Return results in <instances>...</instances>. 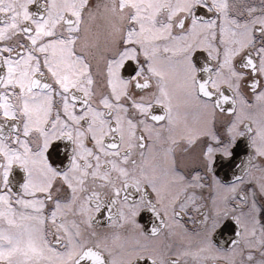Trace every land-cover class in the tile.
Here are the masks:
<instances>
[{
    "label": "snow or ice",
    "instance_id": "6c2138e0",
    "mask_svg": "<svg viewBox=\"0 0 264 264\" xmlns=\"http://www.w3.org/2000/svg\"><path fill=\"white\" fill-rule=\"evenodd\" d=\"M0 264H264V0H0Z\"/></svg>",
    "mask_w": 264,
    "mask_h": 264
}]
</instances>
